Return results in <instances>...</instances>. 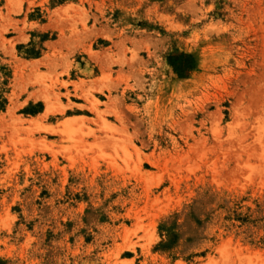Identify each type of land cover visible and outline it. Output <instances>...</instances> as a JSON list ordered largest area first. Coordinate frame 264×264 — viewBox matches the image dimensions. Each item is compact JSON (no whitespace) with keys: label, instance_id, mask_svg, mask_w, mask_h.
Returning <instances> with one entry per match:
<instances>
[{"label":"rangeland","instance_id":"obj_1","mask_svg":"<svg viewBox=\"0 0 264 264\" xmlns=\"http://www.w3.org/2000/svg\"><path fill=\"white\" fill-rule=\"evenodd\" d=\"M0 264H264V0H0Z\"/></svg>","mask_w":264,"mask_h":264},{"label":"trees","instance_id":"obj_2","mask_svg":"<svg viewBox=\"0 0 264 264\" xmlns=\"http://www.w3.org/2000/svg\"><path fill=\"white\" fill-rule=\"evenodd\" d=\"M167 61L175 73L182 69L190 68L192 58L189 54L180 53L176 56H168Z\"/></svg>","mask_w":264,"mask_h":264}]
</instances>
